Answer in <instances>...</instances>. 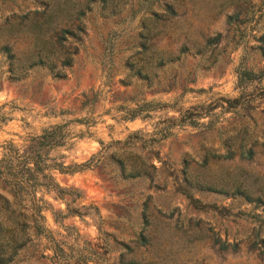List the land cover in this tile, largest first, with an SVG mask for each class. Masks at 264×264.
<instances>
[{"label": "rangeland", "instance_id": "374dc122", "mask_svg": "<svg viewBox=\"0 0 264 264\" xmlns=\"http://www.w3.org/2000/svg\"><path fill=\"white\" fill-rule=\"evenodd\" d=\"M42 1L0 0V20L25 11L28 18L35 17L33 10L41 9ZM219 1L182 0L176 17L154 39L157 48L176 55L184 36L200 41L201 35L220 32L223 40L212 52L216 58H207L208 52L201 58L198 54L180 55L172 63L158 67L149 80L131 77L128 84L120 82L128 71L126 60L137 49L133 37L139 30V13L130 17L126 13L128 3L117 15L103 17L94 6L83 15L82 44L71 65L63 69V78L53 77L46 68L38 66L28 69L21 78L12 79L7 62L0 58V154L5 144L21 148L43 128L68 122L64 126L68 132L66 144L51 150L49 157L63 165L87 162L75 172L50 173L59 186L78 190L82 203L98 208L101 231H97L96 221L88 215L62 219V225L73 227L65 230L54 223L49 210L42 214L44 225L54 238L67 246H84L94 251L95 254H87L89 264H117L124 245L132 247L140 235L147 243L134 249L133 255L140 257L142 263L264 264V257L249 248L246 240L240 242L236 251L219 250L211 243L213 235L227 241L251 239L257 231L264 235L260 205L193 190V197L206 205L195 209L175 190L188 173L213 179L233 171L246 177L255 194L264 196V74L245 90L235 83L239 65L264 73V56L256 48V35L264 23V0L240 1L247 20L239 27L241 35L234 37L232 27L224 24V15L232 13L233 5L217 12ZM107 36L113 41L109 60L103 56ZM27 41L23 35L16 38L15 50L25 48ZM240 93L243 94L238 102L248 101L246 109L239 104L234 110H226L224 100L218 99ZM142 101L162 106L142 112L145 116L123 118L118 106L132 107ZM208 103L217 105L210 112L211 128L175 125L167 137L151 140L157 138L154 127L166 124L163 120L168 117H177L178 109ZM238 137L251 147L252 157L224 158V140L235 138L237 142ZM120 160L125 168L140 172L134 177L125 176ZM0 195L12 201L11 192L1 179ZM39 195L40 190L36 193ZM52 196L43 194L52 209L63 210V202ZM44 245V240L31 235V241L6 264H57L49 258L51 252Z\"/></svg>", "mask_w": 264, "mask_h": 264}, {"label": "trees", "instance_id": "16d2710c", "mask_svg": "<svg viewBox=\"0 0 264 264\" xmlns=\"http://www.w3.org/2000/svg\"><path fill=\"white\" fill-rule=\"evenodd\" d=\"M182 0H43L42 8L33 10L34 17H27L28 11L23 14L6 16L0 20V58L7 62L8 76L12 79H19L32 67H44L53 77L63 78V69L72 63L74 54L79 50L84 36L83 15L92 10L101 16H113L119 14L124 5H129L127 12L130 17L139 13V30L133 37L135 40L134 50L130 58L126 60L128 68L125 77L120 79L123 84H128L130 78L149 80L155 76L158 67L172 63L180 55H199L201 58L208 52L207 58L214 60L213 49L223 40L220 32L211 35H201L200 41L184 36V42L178 47L177 54L173 55L155 45L154 39L168 28V23L177 15V7ZM241 0H220L217 4V12L224 6L233 5L232 13L224 15L226 27H232V37L240 36L239 27L245 23L246 10L243 9ZM27 38L25 48L16 51L14 48L15 39L20 36ZM259 45L256 47L264 56V23L261 32L256 35ZM113 41L107 36L103 46V56L108 60L112 53ZM263 71L254 72L247 67L237 66L235 69V83L240 90H245L247 85L263 76ZM236 96L233 98L218 99L224 100L226 110H234L237 106L247 108V102ZM216 104V103H215ZM161 103L154 101H142L132 107L118 106L123 110V118L132 120L142 115L144 111L159 109ZM217 105L208 103L196 104L183 110L178 109L177 117H168L163 121L166 124L161 127H154L153 135L159 141L170 134V128L175 125H197L205 129L212 127L211 110ZM208 117L205 122L198 121ZM81 122V119H74ZM68 123V122H65ZM62 124H53L43 128L37 135L30 136L26 144L16 148L11 144L2 146L0 154V179L9 188L12 201L0 195V264H6L22 249L26 243L31 241V235L45 241L43 248L50 250L51 255L57 264H89L87 254H95L90 248L79 247L78 245L67 246L63 241L54 238L51 231L44 225L42 211L49 210L54 223L71 230L73 227L62 225L60 221L66 217L88 215L94 219L97 231L100 229L101 217L98 208L92 203L84 204L81 201L80 192L70 187L59 186L51 170L59 173H71L78 171L87 165L84 163H71L63 165L55 162L49 157V152L57 147L66 144L68 132ZM242 130V129H241ZM261 144L264 146V130ZM153 138V137H150ZM235 139V138H234ZM224 140L226 151L224 158L237 156L239 159H250L253 155L251 147H246L243 137L238 141ZM187 163L185 164V166ZM119 166L125 176L134 177L140 169L125 168L122 160ZM41 195L36 196L37 191ZM175 190L182 194L188 203L195 209H201L197 198L193 197V190L211 191L226 197L239 198L241 202L260 205L264 212V196L255 194L249 187L246 177L238 172L226 171L218 174L213 179L205 175L185 174L180 183H177ZM44 193H52V198L63 202L64 208L52 209L50 203L44 198ZM7 210V211H6ZM27 211V212H24ZM144 222L145 214L142 215ZM78 236V234L76 235ZM246 240L249 248L257 250L258 254L264 257V235L259 231L255 232L251 239H232L227 241L217 235L211 237V243L219 250L236 251L240 242ZM75 242V241H74ZM83 243V242H82ZM147 239L140 235L133 240V246L124 245L125 251L118 256L117 264H148L142 263L141 258L134 256V249L144 246ZM68 250V251H66ZM131 253L132 255H127ZM71 254H73L71 256ZM70 257L72 260H70ZM72 261V262H71ZM91 262H97L92 259Z\"/></svg>", "mask_w": 264, "mask_h": 264}]
</instances>
